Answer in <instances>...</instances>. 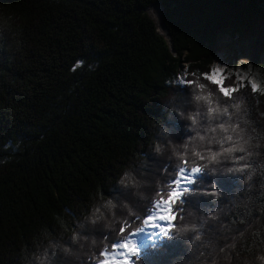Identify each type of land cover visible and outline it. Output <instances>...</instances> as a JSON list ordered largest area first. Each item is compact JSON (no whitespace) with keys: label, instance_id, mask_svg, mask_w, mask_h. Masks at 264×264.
<instances>
[{"label":"trees","instance_id":"16d2710c","mask_svg":"<svg viewBox=\"0 0 264 264\" xmlns=\"http://www.w3.org/2000/svg\"><path fill=\"white\" fill-rule=\"evenodd\" d=\"M224 35L259 63L264 0H0V264H98L183 160L203 173L134 264H264V88L206 79Z\"/></svg>","mask_w":264,"mask_h":264},{"label":"snow or ice","instance_id":"6c2138e0","mask_svg":"<svg viewBox=\"0 0 264 264\" xmlns=\"http://www.w3.org/2000/svg\"><path fill=\"white\" fill-rule=\"evenodd\" d=\"M220 62L227 64V62ZM205 75L207 80L218 86L219 93H222L225 97H230L231 94L234 91H237L238 87L240 86V82L238 80L235 87L231 85L225 87L223 83L225 77L221 74H218L217 70H213L211 74ZM178 83L181 84V87H186L189 89L195 82L191 80H184L182 82L178 81ZM204 87L205 85L203 83L199 85L200 89H203ZM251 87L253 91L258 90L255 83H252ZM201 99L202 97L200 95L195 96L196 101H200ZM203 99H207V97H204ZM208 111L212 112L213 109L209 107ZM190 120L192 124L196 123L195 117H190ZM220 127L224 128V125L221 124ZM225 131H227V129H225ZM227 139L231 141L232 136H228ZM227 151H232V149L229 148ZM241 151H243V149H241ZM195 155L199 156L200 159H204L200 153H196ZM181 163L183 166H178L173 170V174L169 180V189L160 199H157L154 202V207L160 210V214L156 215L155 213L150 212L146 218H144L145 224L151 223L154 228H159L160 232L165 236L170 235L171 222L175 220V216L172 214L175 204L178 201H183L184 193L193 191L191 186L196 183L197 177L203 173V169L201 167H187V160H183ZM121 183L123 184V180ZM137 219H139V217ZM155 221L164 222L168 226L164 227L160 223H155ZM119 231L122 234L121 238L112 242L111 250L105 249L103 253L100 254L102 257H107V259H102L100 264H134V260L132 258L138 255V248L136 247L135 242L130 239V237L136 232L123 235L126 232L124 227H121Z\"/></svg>","mask_w":264,"mask_h":264},{"label":"rangeland","instance_id":"374dc122","mask_svg":"<svg viewBox=\"0 0 264 264\" xmlns=\"http://www.w3.org/2000/svg\"><path fill=\"white\" fill-rule=\"evenodd\" d=\"M147 13L155 22L158 32L168 38V33L163 24L164 12L162 6L160 4L151 5L147 9ZM257 39L258 37L256 36V40ZM251 42L252 39L250 38L242 40L237 37L233 38L232 36L224 35L220 41L221 50L218 54V58L213 64L212 72L213 70H217L218 74L223 75L225 78L234 73L240 81L248 80L250 84L255 83L258 90L264 88V53L260 56L259 63H256L251 53ZM219 60L227 62V64L221 63ZM229 64L234 65L235 69L232 70ZM159 211L160 210L158 209L154 213L157 215ZM160 224L164 227L168 226L164 222H161ZM152 227L153 225L150 223L146 227L147 230L144 229L141 231L145 232V235L139 239L142 248L155 244L163 236H165L160 232L159 228L154 231L153 234L146 236V231ZM145 236V241L142 244L141 242ZM140 249L141 246L138 248V251Z\"/></svg>","mask_w":264,"mask_h":264},{"label":"bare ground","instance_id":"6f19581e","mask_svg":"<svg viewBox=\"0 0 264 264\" xmlns=\"http://www.w3.org/2000/svg\"><path fill=\"white\" fill-rule=\"evenodd\" d=\"M157 210H158V209H157ZM155 211H156V210H155ZM153 213H154V212H153ZM159 214H160V211L158 212L157 215H159ZM155 223H161V222H160V221H155ZM146 227H147V226H146ZM146 227L144 228L145 230H147ZM144 229H142V230H144ZM156 230H158V228H154V227H152V228L148 229V231H146V236L149 235V234H150V235L153 234L154 231H156ZM143 235H145V232H141V230H140V231L134 233V234L130 237V239L133 240V241L135 242L137 248H139V247L141 246L139 239H140V237H142ZM146 236L144 237V239H143V241H142L141 243H143V242L145 241Z\"/></svg>","mask_w":264,"mask_h":264},{"label":"water","instance_id":"95a60500","mask_svg":"<svg viewBox=\"0 0 264 264\" xmlns=\"http://www.w3.org/2000/svg\"><path fill=\"white\" fill-rule=\"evenodd\" d=\"M164 24V23H163ZM164 27H165V24H164ZM166 28V27H165ZM167 33H168V30L166 29ZM168 38H169V33H168ZM171 49H172V52L175 53L174 49H173V46H172V43H171Z\"/></svg>","mask_w":264,"mask_h":264},{"label":"clouds","instance_id":"9594fccd","mask_svg":"<svg viewBox=\"0 0 264 264\" xmlns=\"http://www.w3.org/2000/svg\"><path fill=\"white\" fill-rule=\"evenodd\" d=\"M260 259H261L262 261H264V257H261Z\"/></svg>","mask_w":264,"mask_h":264}]
</instances>
